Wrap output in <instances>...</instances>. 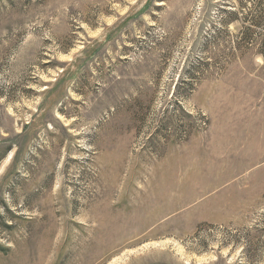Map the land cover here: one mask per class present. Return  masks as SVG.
Listing matches in <instances>:
<instances>
[{"label": "rangeland", "instance_id": "rangeland-1", "mask_svg": "<svg viewBox=\"0 0 264 264\" xmlns=\"http://www.w3.org/2000/svg\"><path fill=\"white\" fill-rule=\"evenodd\" d=\"M264 0H0V264H264Z\"/></svg>", "mask_w": 264, "mask_h": 264}, {"label": "trees", "instance_id": "trees-1", "mask_svg": "<svg viewBox=\"0 0 264 264\" xmlns=\"http://www.w3.org/2000/svg\"><path fill=\"white\" fill-rule=\"evenodd\" d=\"M261 53H263L262 55H263V59H264V52L262 51Z\"/></svg>", "mask_w": 264, "mask_h": 264}]
</instances>
